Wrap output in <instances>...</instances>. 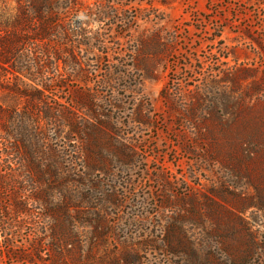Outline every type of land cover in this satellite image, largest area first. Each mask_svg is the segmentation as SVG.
I'll return each mask as SVG.
<instances>
[{"label": "rangeland", "instance_id": "374dc122", "mask_svg": "<svg viewBox=\"0 0 264 264\" xmlns=\"http://www.w3.org/2000/svg\"><path fill=\"white\" fill-rule=\"evenodd\" d=\"M39 9L0 62V264H264V0H0V29Z\"/></svg>", "mask_w": 264, "mask_h": 264}, {"label": "trees", "instance_id": "16d2710c", "mask_svg": "<svg viewBox=\"0 0 264 264\" xmlns=\"http://www.w3.org/2000/svg\"><path fill=\"white\" fill-rule=\"evenodd\" d=\"M42 9L36 13V15H29V12L19 11V14L15 21L13 22L16 29L19 31L9 30V29H0V62L9 63L10 66H13V63L17 62L19 54L26 47L27 38L26 34L33 33L35 35L34 39L42 41L51 36L53 26L48 24V19L44 16ZM34 19L32 22L31 20ZM32 22V23H31ZM38 24V30H31V25ZM1 27V23H0ZM40 27V28H39ZM41 30V31H40ZM4 31V32H3ZM1 117V115H0ZM0 130H7L9 133V126L5 122L0 123ZM10 218V217H9ZM6 245H9L6 243ZM8 253L10 250L7 251Z\"/></svg>", "mask_w": 264, "mask_h": 264}]
</instances>
